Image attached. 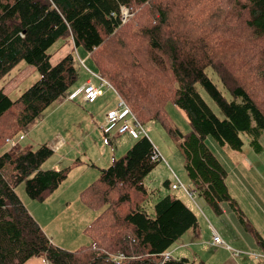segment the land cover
Listing matches in <instances>:
<instances>
[{"label": "trees", "instance_id": "16d2710c", "mask_svg": "<svg viewBox=\"0 0 264 264\" xmlns=\"http://www.w3.org/2000/svg\"><path fill=\"white\" fill-rule=\"evenodd\" d=\"M151 1L0 0V77L21 61L40 73L39 79L15 100L0 90V122L14 106H19L9 125L3 124L0 137L13 127V134L23 131L42 118L47 106L89 80L93 84L101 82V77L112 84L118 101L124 99L144 125L153 119L170 124L165 104L173 99L185 110L192 125L187 135L170 125L168 128L184 138L181 147L193 185L215 212H224L222 206L228 203L245 223L242 208L227 184L228 171L206 141L211 136L230 156L228 148L243 151L246 141L256 153L264 149V0H218L225 3L218 23L221 31L202 27L200 33L198 27L193 32L186 28L191 16L181 0H169L166 6L154 7L158 25L146 26L141 34H135L151 48L148 61L164 70L159 78L147 79V66L131 68L123 61V65L110 61L107 66L99 58L100 48ZM124 7L130 10L127 17L123 15ZM235 14L237 22L230 26L225 16ZM207 29L210 33L206 35ZM68 36L76 47L83 46L94 57L97 69L93 72L95 78L91 76L80 85L75 84L81 78L75 55L70 52L54 64L49 53L61 38ZM118 104L107 111V120L109 111ZM3 138L0 264H25L36 256L50 264H200L186 257L166 255L188 230L198 226L199 217L176 194L154 200L156 191L145 179L162 158L155 157L158 150L147 135L133 137L125 155L101 169V176L83 190L88 205L100 209V213L87 229L96 230L92 231L93 241L76 250L56 244L15 189L24 181L28 194L42 200L67 177L69 168L42 169L54 153L47 142L38 148L14 149L6 147L9 143ZM164 184L172 188L171 180ZM119 253L123 258L114 260L112 254Z\"/></svg>", "mask_w": 264, "mask_h": 264}, {"label": "rangeland", "instance_id": "374dc122", "mask_svg": "<svg viewBox=\"0 0 264 264\" xmlns=\"http://www.w3.org/2000/svg\"><path fill=\"white\" fill-rule=\"evenodd\" d=\"M168 1L152 0L146 7L138 10L132 17L133 21L125 23V28L118 29L100 48L99 58L102 57L107 66L110 61L115 65H123V61L131 68L147 66L145 71L147 79L159 78L164 70L148 61L147 54L151 48L145 39L139 40L135 34H141L142 28L146 26L150 28L158 25L154 19V7H158L160 4L166 6ZM183 4L187 14L191 16L190 23L186 27L191 32L196 27H198L197 32L199 33L202 27L209 28L212 32L221 31L222 28L218 23L221 20L220 12L225 3L222 4L218 0H181V5ZM129 14V8L124 7L123 15L127 17ZM236 16V14L225 16V18L229 17L228 22L232 24L230 26H234L237 22ZM234 21L236 22L234 23ZM208 33L210 31L207 29L206 35ZM70 52L77 58L81 74L80 81L75 84L80 85L82 81L91 76L95 78L96 74L93 72L97 69L94 66V57H90L89 52L83 46L76 47L72 37L61 38L49 50L52 55L51 61L54 64ZM81 59L84 60V63ZM39 77L40 73L37 68L21 61L10 72L0 77V90L8 93L15 100ZM100 83L98 80L99 86ZM104 85L106 88H110V91L100 96L96 102L84 101L83 94L75 99H68L67 95V97L59 98L47 106L42 118L30 123L23 131L13 134L15 131V127H13L10 131L2 134L3 141L7 139L10 145L6 144V147L14 149L27 146L38 148L39 145L47 142L54 149V153L42 164V169H54L55 167H49L55 162L58 166L57 169L69 168L67 177L42 200L34 199L28 194L24 181L16 184L15 189L17 193L19 191L24 193L28 204L26 206L37 218L34 217L39 219L38 222L42 227H45L48 232L44 230L53 241L59 246L71 250L93 241L92 231L94 228L92 227L89 231L87 229L100 213V209L88 205L83 197V190L101 176V169L109 167L114 159L125 155L134 140L128 133L114 134L110 136L112 138L107 139L101 129L108 109L117 106L119 102L113 89L108 84ZM73 89L75 87L71 90ZM204 96L215 111L222 115L211 98L205 93ZM165 110L170 124L164 120L153 119L144 125L146 129L144 135L152 140L162 156V160L145 179L146 184L156 191L154 200L168 194L178 195L195 210L199 218L204 219L205 227L208 225L210 231L213 225L219 229L225 244L213 249L225 248L227 252H233L231 249L238 250L241 251L239 257L249 260V264H264V257L251 255L254 252L253 248L256 249V253L264 254V149L262 152L256 153L246 141L243 151L228 148L231 150L232 158L211 136L207 138V144L224 163L228 171L227 184L233 198L241 205L245 223L240 214L232 210L228 203H224L222 206L228 211H226L227 214L217 213L201 198L198 189L189 177L181 147L184 138L177 131L171 133L168 128L170 125L174 130L178 128L183 134H189L192 125L187 113L176 105L173 99L166 102ZM18 111V105L12 108L6 119L0 122V130L5 127L4 123L9 125ZM262 143L264 146V136ZM166 180L172 181V188H168L164 184ZM207 207L215 214L214 220L210 214H207ZM202 234L204 235L200 241L202 244L193 245L197 256H189L192 258L191 260L196 258L200 264H203L206 259L210 261L209 253L213 250L209 248L210 252H208L207 247L203 245L209 243L210 234L208 231L205 229ZM178 244L180 242L174 246ZM184 245L190 247V244ZM216 259H220V257ZM212 262L216 263V261Z\"/></svg>", "mask_w": 264, "mask_h": 264}, {"label": "crops", "instance_id": "0c3cea01", "mask_svg": "<svg viewBox=\"0 0 264 264\" xmlns=\"http://www.w3.org/2000/svg\"><path fill=\"white\" fill-rule=\"evenodd\" d=\"M83 54H85L84 51H82ZM86 56V55H85ZM36 68V67H35ZM89 78V77H88ZM87 78V79H88ZM86 79V80H87ZM85 80V81H86ZM84 81V82H85ZM83 82V83H84ZM97 85L98 84V80L95 81ZM82 83V84H83ZM100 86H101V83H100ZM83 86L81 85V88ZM104 87V88H103ZM111 87V86H110ZM112 88V87H111ZM80 89V87L74 91H72L71 93L75 92V91H78ZM110 89V88H109ZM108 88L105 87V85L103 84L101 86V91H102V94L100 96H102L104 93H108L110 90ZM70 93V94H71ZM113 93L115 95H118L117 92L115 90H113ZM99 96V97H100ZM69 99V97H68ZM82 99L86 102H88L84 96H82ZM98 100V99H97ZM96 100V101H97ZM95 101V102H96ZM91 103V102H90ZM111 109V108H109ZM108 109V110H109ZM51 115V114H50ZM107 123V118H105V122L103 123V125L101 126V129L103 130V126L106 125ZM105 133V132H104ZM109 137H110V134H107ZM130 137H132L131 135H129ZM133 138V137H132ZM133 143V142H132ZM131 143V144H132ZM58 168V166L56 165V162L53 163L49 168ZM20 195V198H22V201L24 202L25 205L28 206L25 198H24V193H21V191H19L18 193ZM237 203L240 205L239 201H237ZM241 206V205H240ZM208 208V212L207 214H210V217L212 218V220H214L216 218L215 214L212 212V210ZM30 211V210H29ZM98 211V210H97ZM227 210L224 208V214H227L226 212ZM32 212V211H31ZM34 214V213H32ZM35 216V215H34ZM36 217V216H35ZM37 218V217H36ZM39 220V219H38ZM204 219L202 220L201 218H199V224L197 227L195 228H192L190 230H188L179 240L178 242H180V244L178 245H175L173 247V249L170 251V255L173 257V258H180V257H186L188 259H192L191 257H189L190 255L191 256H197L196 252L194 251L193 249V245H197L198 244H202L200 241H201V238L204 236L202 234V231H204L205 229L208 231V233L210 234L209 236V243L208 244H203L207 247V251L210 252V249H213L214 247L216 246H219V245H213L212 244V229L211 231L209 230V227L207 225V227H205L204 225ZM42 226V225H41ZM214 226V225H213ZM215 227V226H214ZM45 229V227H43ZM218 231L219 229L217 227H215ZM46 230V229H45ZM47 231V230H46ZM48 232V231H47ZM46 232V233H47ZM220 232V231H219ZM48 234V233H47ZM221 234V233H220ZM222 236V235H221ZM183 242H186V243H183ZM184 244H190V247L187 245H184ZM67 247V246H66ZM210 248V249H209ZM68 249V248H66ZM78 249V248H77ZM71 250V249H70ZM76 250V249H75ZM226 251V252H225ZM253 251L254 252H257L255 248H253ZM211 255L210 257V261L206 259V261H203V264H209V262H211L210 264H249L250 261L247 260V259H243V258H240V254L239 255H234L232 252H227V250H225V248H215L212 250V252L209 253ZM252 255V254H251ZM217 257H220V259H216ZM193 260H197L196 258H193ZM212 261H216V263H213ZM47 260L44 258V257H41V256H36V257H32L30 259H28L26 261L25 264H47ZM198 262V261H197ZM199 263V262H198Z\"/></svg>", "mask_w": 264, "mask_h": 264}, {"label": "built area", "instance_id": "2783aa9c", "mask_svg": "<svg viewBox=\"0 0 264 264\" xmlns=\"http://www.w3.org/2000/svg\"><path fill=\"white\" fill-rule=\"evenodd\" d=\"M100 80H101V85L103 84L110 85L104 78L101 77ZM80 92H83L85 98L91 102L95 101L98 98V96H100L102 93L101 87L91 83L90 81L86 85H84L77 93L72 94L71 97H75ZM107 117H108V121L104 127V130L107 132L115 131L119 134L128 133L134 137H138L146 133L144 124H142V122L138 119L136 114L132 111V109L123 99L120 100L117 108L109 111ZM155 157L162 158V156L159 154L158 151L156 152ZM212 231H213L212 244L213 245L225 244V241L221 236L220 232L214 226H212ZM231 250L233 251L232 253L236 256L241 254V251L233 250V249ZM251 254L255 257H264V254H259L256 252H253ZM166 255L169 256L170 253H167ZM113 258L114 260L121 259L123 258V254L122 253L115 254L113 255ZM47 264L50 263L47 262Z\"/></svg>", "mask_w": 264, "mask_h": 264}]
</instances>
